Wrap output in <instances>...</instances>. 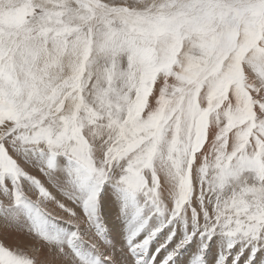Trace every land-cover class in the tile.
I'll return each mask as SVG.
<instances>
[{"label": "snow or ice", "instance_id": "snow-or-ice-1", "mask_svg": "<svg viewBox=\"0 0 264 264\" xmlns=\"http://www.w3.org/2000/svg\"><path fill=\"white\" fill-rule=\"evenodd\" d=\"M0 222L46 246L0 264H264V0H0Z\"/></svg>", "mask_w": 264, "mask_h": 264}, {"label": "bare ground", "instance_id": "bare-ground-1", "mask_svg": "<svg viewBox=\"0 0 264 264\" xmlns=\"http://www.w3.org/2000/svg\"><path fill=\"white\" fill-rule=\"evenodd\" d=\"M47 207H49L48 209L50 210V213L52 215L56 216L59 219H63L64 221L68 220L66 214L61 212L60 209L55 208L56 205L49 204ZM0 233L4 235V236L2 235L3 237L0 240L1 241L3 240L5 245L10 246L12 248L14 247L13 243L14 245L17 244L21 246L25 244L26 251L33 255H36L37 257H42L43 251L46 250V246L38 238L29 235L27 233L17 232L12 229H5L2 225V222H0Z\"/></svg>", "mask_w": 264, "mask_h": 264}, {"label": "rangeland", "instance_id": "rangeland-1", "mask_svg": "<svg viewBox=\"0 0 264 264\" xmlns=\"http://www.w3.org/2000/svg\"><path fill=\"white\" fill-rule=\"evenodd\" d=\"M48 208H49V207H47L46 210H48V211L50 212V210H49ZM55 208H57V207H55ZM61 212H62V211H61ZM61 220H63V219H61ZM63 221H64V220H63ZM2 235H3V234L0 233V239L4 236V235H3V236H2ZM34 237H35V236H34ZM0 243H4L3 240H2V241L0 240ZM6 246H7V245H6ZM13 246H14L13 248L19 247V248H22L23 250L26 251L25 244H24L23 246H21V245H17V244L14 245V243H13ZM9 247H10V246H9Z\"/></svg>", "mask_w": 264, "mask_h": 264}]
</instances>
